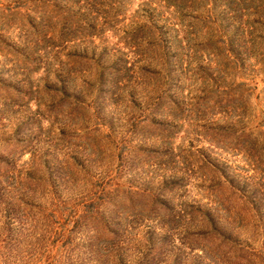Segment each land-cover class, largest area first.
I'll return each mask as SVG.
<instances>
[{"label": "rangeland", "instance_id": "1", "mask_svg": "<svg viewBox=\"0 0 264 264\" xmlns=\"http://www.w3.org/2000/svg\"><path fill=\"white\" fill-rule=\"evenodd\" d=\"M172 261L264 264V0H0V264Z\"/></svg>", "mask_w": 264, "mask_h": 264}, {"label": "trees", "instance_id": "2", "mask_svg": "<svg viewBox=\"0 0 264 264\" xmlns=\"http://www.w3.org/2000/svg\"><path fill=\"white\" fill-rule=\"evenodd\" d=\"M111 67L116 68L115 70L119 69L118 66L113 65ZM251 135H252V133H250V131H247L246 129H242L241 131L235 133L233 135V138H234V140H233L234 145L233 146L234 147L241 146V147H245V148H253V146H252L253 138L252 137L250 138ZM250 154H252V153H250ZM209 163L211 165H214V163L212 161H209ZM224 166L226 168L227 165H224ZM225 174H227V171ZM227 176H228L227 177L228 178L227 185L231 188V190L239 192L238 197L241 196V199H243V198L246 199V193L248 192L249 196L251 198L253 197L254 203L256 205L260 204V201H261V196H259L260 189L258 188V185L256 186V183H255V187H254L253 186L254 183H252L251 180H246V181L244 180V179H246L245 176H244V179L242 180V182L238 178H233L234 176H236V174H230V175L227 174ZM248 178H250V177H248ZM241 183H243V184L240 185ZM249 183H251L252 185L249 186ZM177 184H178V180L177 181L171 180L170 184H167L166 182H164L161 186H159V191H164L165 189L169 190V188L171 186H174ZM154 198H157V197H154ZM158 200H160V199H156V202ZM246 200H248V199H246ZM251 204H252V202H251ZM211 225H212V228H217L213 222L211 223ZM195 233H196L195 235H197L198 237L206 238L208 235L211 234V230L210 231H204V230L199 229ZM165 241H166V239L164 237H162V239H160L159 241H158V239H156L155 242L151 245V247L149 249L150 250L159 249V248H161V246L163 245V243ZM171 264H177V261H172Z\"/></svg>", "mask_w": 264, "mask_h": 264}]
</instances>
